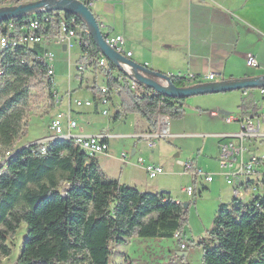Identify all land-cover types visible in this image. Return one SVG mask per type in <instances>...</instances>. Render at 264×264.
<instances>
[{
	"label": "trees",
	"instance_id": "16d2710c",
	"mask_svg": "<svg viewBox=\"0 0 264 264\" xmlns=\"http://www.w3.org/2000/svg\"><path fill=\"white\" fill-rule=\"evenodd\" d=\"M83 4L88 6V0ZM34 18L44 34L57 33L60 23L76 29L88 44L89 68L97 70L98 49L84 33V22L71 13L1 21L0 33L9 24L19 29ZM49 46H19L0 54V157L13 153L0 168V255L10 256L6 241L21 226L26 227V235L14 264H109L112 246L133 238L164 240L177 234L179 241L189 204L184 208L169 195L140 192L110 179L99 167L97 155L85 153L72 141L45 143L44 153L41 145L14 148L25 134L32 90L46 92L48 110L57 108L48 65L36 59ZM100 72L119 99L120 113L140 116L150 133L156 131L161 116H183L185 99L163 98L136 82V90L131 91L128 78L115 66L108 74ZM170 80L185 88L195 85L196 79L172 75ZM90 91L95 102L98 88L93 85ZM254 107L255 103L241 99V112ZM118 118L115 114L114 120ZM196 245L202 249V264H264V189L250 196L248 203L232 197L228 204H220L212 227Z\"/></svg>",
	"mask_w": 264,
	"mask_h": 264
},
{
	"label": "rangeland",
	"instance_id": "374dc122",
	"mask_svg": "<svg viewBox=\"0 0 264 264\" xmlns=\"http://www.w3.org/2000/svg\"><path fill=\"white\" fill-rule=\"evenodd\" d=\"M28 1L30 0H0V9L14 6L18 2L27 3ZM115 1L123 2L124 0ZM242 1L236 0L235 7L238 8L240 3H242L241 7H243ZM252 2L255 4L252 5L253 8L257 11L255 23L264 31V0H252ZM102 3L98 6L95 5L91 11L96 13V11L103 9ZM114 10L121 12L123 9L121 5H117ZM103 18H105L103 19L105 23H109L107 17ZM100 20L102 21V19ZM125 47L134 53L135 59L136 54L140 50L139 44L128 39L126 40ZM142 48L145 49L144 47ZM49 50L53 54V62L51 64L54 71V82L60 96H65L68 91L73 90L75 93L72 94V99L79 98L84 100L88 98L91 100L92 92L90 91V87L93 85L97 88L101 87L104 84L103 74L100 71L91 73L86 70L84 71L85 74L80 76L81 79L80 77H76L75 79L77 72L74 69V63L78 57L77 49L73 48L71 54L68 55L67 52L62 50L61 46L50 44ZM251 52H253L252 55L261 53V56L264 58V48L260 46L255 47ZM253 72V70L249 69L245 70L244 74L249 76ZM79 80H81L80 86H78ZM254 90L248 91L251 93ZM241 98V91H232L193 96L185 99L183 116L178 119H168V134L171 136L157 138L153 153L148 148L146 141L136 138L142 133H139L141 132L139 129L141 127L140 124L137 126L134 123V115L129 114L126 118L122 116L120 119L114 120L115 113L120 112V102L116 94L112 96L107 117L100 114V106H98L96 113L93 111L94 108H91L84 115H74L73 119L86 132L91 131L97 135L104 134L110 137V153L125 152L130 157V152L136 150L134 158L140 156L144 160H150V162L148 161L149 163L153 162L154 165L161 166L164 172H172L171 175H161L150 180L144 172H139L138 170L131 171L129 174L126 172L125 174L135 178L143 177L149 184L155 183L157 186L163 188L161 190L170 192V197L175 201L181 204H189L186 223L183 226L179 241L176 240L178 239L176 236L173 239L164 240L133 238L128 240L124 245L112 246L109 264H202V249L196 245V242L203 238L206 231L212 227L218 204L221 199L228 196L229 191L227 188L229 186H226L224 180L217 175L220 171L218 164L209 162L211 160L208 159L216 155L214 138L205 136L230 134L238 131V124L224 123L221 112L236 117L239 114ZM255 99L257 105L259 99ZM48 106L49 100L47 99L46 92L40 89L32 90V97L29 100L25 117V134L14 143L15 149L35 142H41L49 135L48 126L56 109L53 111L48 110ZM64 111L62 108L61 112ZM211 112L217 113L218 116L211 117ZM261 130L264 131V121L261 124ZM260 140L262 142L257 144V148L259 155H263L264 137ZM198 148H200V165L203 171L217 175L214 176V183L206 184L200 178L190 182L183 175L182 168L177 164V161L183 160L189 152L195 151ZM202 148L204 149L202 150ZM96 160L98 162L97 158ZM138 166L141 165L138 164ZM107 177L112 179L109 175ZM188 184L193 188L192 198H188L181 191ZM203 188L205 190H202ZM231 199L229 198L228 201H231ZM244 201L246 203L250 201L249 193L245 195ZM25 235L26 227L21 226L16 234L6 241V246L10 249V256L3 257L0 255V264L15 263Z\"/></svg>",
	"mask_w": 264,
	"mask_h": 264
},
{
	"label": "crops",
	"instance_id": "0c3cea01",
	"mask_svg": "<svg viewBox=\"0 0 264 264\" xmlns=\"http://www.w3.org/2000/svg\"><path fill=\"white\" fill-rule=\"evenodd\" d=\"M235 1L236 0H124L123 2H116L115 0H94L90 9L92 10L95 5L98 6L103 2V9L96 11V13L92 11V13L101 25L103 34L111 37H122L124 51L131 53L130 60L132 59L139 65L165 75L196 76L198 77L197 80L192 81L193 84H196L210 82L206 79V76L209 74H214L212 82L264 76V58L261 56V53L253 55L259 65L258 68L252 69L245 64L246 54L252 55L253 52L251 51L257 46L264 48V31L255 23L257 11L252 6L255 4L252 0H243V7H241L242 3H240L237 8L235 7ZM117 5H121L123 9L122 11L120 10L121 12H119V10H114ZM103 17H107L109 23H105L103 20L105 18ZM100 19H102V21ZM128 39L140 46V50L136 54L135 59L134 53L125 47L126 40ZM78 58L79 57L75 60L74 69L78 62ZM249 69L254 72L247 76L244 74V71ZM94 71L97 72L98 70H87V72L91 73H94ZM83 74L85 73H76L75 79L78 77L77 75L80 77ZM79 82H81V80H79ZM69 93L72 98V94L75 92L71 90ZM255 98H258L257 89L254 90V92L251 91L247 101L254 103L256 100ZM85 99L90 100L88 98ZM62 108L65 111L70 108L71 119L74 121H76L73 119L74 115H84L90 110L75 109L72 105L70 106V104H68V100H65L64 97L63 103L57 106L55 112L61 111ZM93 108V111L96 113L98 107L95 105ZM254 108L255 109L247 110L244 113L239 109V114L254 115L257 113L258 109L256 105ZM115 114L119 115L118 119L122 116L126 118L129 115L120 112ZM131 115L135 116V125L138 126L140 124L141 126L139 128L141 132L139 133L142 134L139 135L150 133L147 129V124L140 116L136 114ZM227 115L228 113L221 112L223 121L224 117ZM217 116V113L214 116L211 115V117ZM257 117L259 119V132L262 135L259 138L261 139L264 137V131L261 130V124L264 121V113L258 114ZM233 123L238 124L239 131L238 122L226 124ZM72 133L74 135L83 136L97 135L91 131L86 132L79 124ZM236 133L205 136L214 138L215 144L216 155L213 158H208L211 160L209 162L218 164V145L224 141L228 142L230 139L227 137ZM221 135L226 136V138H221ZM109 138L108 136V152L106 155H98L96 157L99 167L105 175L111 176L112 179L122 184L134 187L140 192L159 193L160 191H165L161 190L163 188L157 186L155 183L149 184L143 177L135 178L127 175L134 170L144 172L146 175L142 165L138 166L137 164L138 158L141 157L138 156L134 158L136 150H132L130 152V157L127 154L125 162L121 161V153H110ZM260 139L256 138L246 143L249 153L259 155L257 144L262 142ZM153 148L154 146L149 148L151 153H153ZM203 149L204 148H202V150ZM199 151L200 148L195 149V151L189 152L183 160L177 161L178 166L182 168L183 172L184 169L182 164L187 161H192L198 169L203 171L200 165ZM148 161L150 162V160L143 159L144 165L148 164ZM149 164L154 165L153 162ZM116 168L119 170L118 172ZM126 172L127 174H125ZM171 174V171H167L162 175L167 176ZM183 175L186 176L190 182L194 180L184 173ZM214 182L215 178L213 177L211 183ZM227 188L229 190L228 196L221 199L218 206L230 202L228 199L232 198V189L230 186Z\"/></svg>",
	"mask_w": 264,
	"mask_h": 264
},
{
	"label": "built area",
	"instance_id": "2783aa9c",
	"mask_svg": "<svg viewBox=\"0 0 264 264\" xmlns=\"http://www.w3.org/2000/svg\"><path fill=\"white\" fill-rule=\"evenodd\" d=\"M38 0H30L27 3H33ZM81 3L87 0H78ZM27 3H16L14 6ZM92 4V0H88V7ZM5 32L0 33V54L4 53L6 50H13L19 46L31 47L33 45L48 46V44H54L58 46H64L65 52L68 55L71 54L73 48L78 50V62L76 63L75 70L77 73L81 74L84 71L89 70L90 59L87 53L88 44L85 38L82 37L79 32L74 29L67 27L64 23H60L59 30L57 33L44 34L40 31L41 24L39 20L29 19V21L19 29H15L13 24H9L5 27ZM89 36L86 29L84 32ZM105 35V34H104ZM90 37V36H89ZM105 43L112 48L116 53L123 55L126 58L131 57L130 52H125L123 49V39L120 36H108L104 37ZM38 61L45 62L48 65L47 76L51 89L53 92L55 104L60 106L63 103V97L68 100V104L72 105L75 109H91L95 105L101 107L100 114L107 117L109 114V105L111 103V97L114 91H111L108 86L104 83L98 88V95L95 98V102L91 100H81L79 98L72 99L69 91L65 96H60L57 92L56 85L54 82V71H53V54L50 50H46L42 55L36 58ZM95 68L98 71L108 74L111 71V67L114 66L109 63L105 57L98 51V55L94 61ZM245 64L247 67L255 69L259 65L251 54L245 55ZM128 71V70H127ZM129 73V71H128ZM172 75H170L171 77ZM184 77L187 79H196L198 77L193 75H176ZM206 79L210 82L214 79V74H209ZM129 88L131 91L136 90V85L133 80L128 79ZM259 101L256 102L257 113L254 115H244L242 113L238 114L236 117L225 116V123L238 122L239 131L236 134L230 135L227 138L228 142H221L218 145V166L220 176L226 185L230 186L232 189V197L244 200L247 193L250 196L258 194L261 189H264V154L255 155L248 152L246 143L250 140H255L262 135L259 132V119L258 114L264 113V89H257ZM242 98L248 99L250 97V91H241ZM210 115L214 116L216 113L211 112ZM78 124L76 121L71 119L70 108L67 111L61 112L56 111L49 123V135L41 142H35V145H41L40 152L44 153V144L51 142L53 140L62 139L67 141H72L75 146L79 147L85 153L89 155H106L108 152L107 135H96V136H83L74 135L73 130L77 128ZM158 130L154 133H147L139 135L136 138L143 139L146 141L149 148L155 145V140L157 138L170 137L168 134V119L166 116H161L158 121ZM221 138H226V136L221 135ZM13 155L12 152L7 151L2 157H0V168L5 166L7 161ZM121 161L125 162L127 159V153H121ZM138 164L142 165L147 177L149 179H154L157 176L164 174L163 169L160 166H155L152 164H145L143 159L138 158ZM184 169V174L189 176L191 179L200 178L204 183H211L213 181L214 175L211 173H205L198 169L191 161H187L182 164ZM262 182V184H261ZM261 184V185H259ZM250 185V186H249ZM182 192L188 197L192 198L193 188L191 185L186 186L182 189ZM177 238V234H175ZM184 248V246L182 245Z\"/></svg>",
	"mask_w": 264,
	"mask_h": 264
},
{
	"label": "water",
	"instance_id": "95a60500",
	"mask_svg": "<svg viewBox=\"0 0 264 264\" xmlns=\"http://www.w3.org/2000/svg\"><path fill=\"white\" fill-rule=\"evenodd\" d=\"M46 12L71 13L78 16L84 22L96 48L109 63L122 71L128 79L151 89L163 98L181 100L208 94L264 89V76L199 83L185 88H177L171 83L170 75L154 72L116 53L110 48L104 41L105 35L101 31V25L98 23L90 7L78 0H38L33 3L2 8L0 9V22ZM62 50L65 51L64 46H62ZM33 144L35 143L30 145ZM159 193L169 195V192L166 191H160ZM183 207L186 208L187 204H183Z\"/></svg>",
	"mask_w": 264,
	"mask_h": 264
}]
</instances>
